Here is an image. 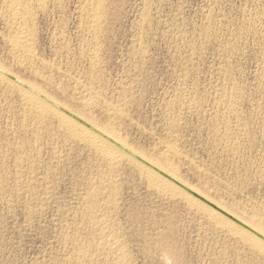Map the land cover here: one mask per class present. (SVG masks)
I'll return each mask as SVG.
<instances>
[{"label":"rangeland","instance_id":"374dc122","mask_svg":"<svg viewBox=\"0 0 264 264\" xmlns=\"http://www.w3.org/2000/svg\"><path fill=\"white\" fill-rule=\"evenodd\" d=\"M45 1H33L32 18L18 27L8 0H0V66L45 90L84 130L92 132L93 123L109 128L166 165L179 183L155 171L178 188L173 194L151 187L149 166L138 159L143 169L123 157L112 170L84 141L63 134L54 117L28 115L17 88H29L3 75L0 264H114L118 254L101 251L107 237L121 243L124 264H264V253L244 240L264 238L242 224L247 218L264 225V0H104L96 36L86 14L90 0ZM18 28L33 33L30 51L11 47ZM83 245L95 254L90 247L84 254Z\"/></svg>","mask_w":264,"mask_h":264},{"label":"bare ground","instance_id":"6f19581e","mask_svg":"<svg viewBox=\"0 0 264 264\" xmlns=\"http://www.w3.org/2000/svg\"><path fill=\"white\" fill-rule=\"evenodd\" d=\"M32 1V0H31ZM33 1H35L36 3H41L42 2V0H33ZM33 1H32V3H33ZM55 1V0H54ZM91 1V6H90V8L88 9V12L86 13L87 14V17H88V21H89V30H90V32L92 33V35H94V36H96V35H99L100 33H98L99 32V29L101 28L100 26H101V18H102V16H103V8H104V0H90ZM34 2V3H35ZM45 2H47V0L45 1ZM44 2V3H45ZM86 2V1H85ZM106 2V1H105ZM8 4H9V8H8V10L10 9V12H11V22L16 26H18V25H23L26 21H27V19L31 16V12H30V5L32 4H30L29 5V3H28V0H8V2H7ZM48 3H50V2H48ZM8 4H5V6L6 5H8ZM86 4V6H87V3H85ZM33 6V5H32ZM31 6V7H32ZM34 6L36 7V5L34 4ZM44 6V5H43ZM46 6V5H45ZM48 6V5H47ZM107 6V5H106ZM39 7V6H38ZM38 7H37V11H38ZM85 7V6H84ZM87 7H89V6H87ZM7 8V7H6ZM35 9V8H34ZM41 9H43V8H41ZM45 9V8H44ZM82 9H84V8H82ZM81 9V10H82ZM87 9V8H86ZM39 10H40V8H39ZM5 11H6V9H5ZM34 12H35V10H33ZM32 11V12H33ZM36 11V12H37ZM41 11V10H40ZM85 11V10H84ZM83 11V12H84ZM35 12V13H36ZM42 12H44V11H42ZM83 12H81V13H83ZM104 12H106V10L104 11ZM8 13V12H7ZM35 13H32V14H35ZM80 14V13H79ZM105 14V13H104ZM5 15H6V13H5ZM36 15H37V13H36ZM36 15L34 16L33 15V19H34V17H36ZM83 15V14H82ZM7 16V15H6ZM5 16V17H6ZM8 17H9V15H8ZM8 17H6V18H4V19H7ZM83 17H85V16H83ZM30 18H32V16L30 17ZM29 20V19H28ZM5 21H7V20H5ZM4 21V22H5ZM9 21H10V19H9ZM32 21V20H31ZM88 21H87V23H88ZM7 23V22H6ZM31 24V23H30ZM103 24V23H102ZM13 25V26H14ZM26 25H27V23H26ZM29 25V24H28ZM6 26H8V25H6ZM9 27L11 28V25L9 24ZM19 27V26H18ZM23 27V26H22ZM29 27V26H28ZM9 28V29H10ZM25 28V27H24ZM24 28H18L19 29V31L18 32H16V31H14V33L16 32V34H15V37H14V39L12 38V36H10L11 38V40L13 39V41H12V46L11 47H13V49L14 50H17V52L19 51V50H25V51H30L28 48L30 47V45H29V43L31 44L32 42H30L31 41V38H30V34H32L33 35V33L32 32H30V34H29V32L28 31H30L27 27V30H25ZM88 28V27H87ZM13 29V28H12ZM33 29V28H32ZM8 30V29H7ZM15 30V29H14ZM88 30V29H87ZM8 31H10V30H8ZM13 31V30H12ZM11 31V32H12ZM100 31H102V30H100ZM10 33V32H9ZM12 35H13V33H11ZM10 34V35H11ZM92 35H90V36H92ZM101 35V34H100ZM93 37V36H92ZM96 39V38H95ZM92 42V41H91ZM28 45H29V47H28ZM99 45V44H98ZM32 47V46H31ZM86 47V46H85ZM90 47H92V46H90ZM92 48H95V46L94 47H92ZM67 49V48H66ZM65 50V49H64ZM68 50V49H67ZM91 50V49H90ZM93 50V49H92ZM94 51V50H93ZM21 52V51H20ZM20 52L18 53V54H20ZM32 53H33V51H31ZM92 52V51H91ZM12 53V52H11ZM15 53V52H14ZM22 53V52H21ZM29 53V52H28ZM97 53V52H96ZM23 54V53H22ZM22 54H21V56H22ZM27 54V53H26ZM25 54V55H26ZM30 54V53H29ZM17 55V54H16ZM31 55V54H30ZM13 56V55H12ZM24 56V55H23ZM32 56V55H31ZM91 56V55H90ZM13 57H15V56H13ZM18 57V56H17ZM20 57V56H19ZM36 57V56H35ZM88 57V56H87ZM94 57V56H93ZM27 58V57H26ZM25 58V59H26ZM32 58V57H31ZM91 58V57H90ZM17 59V58H16ZM25 59H24V61H25ZM30 59V58H29ZM33 59V58H32ZM31 59V60H32ZM34 59H36V58H34ZM95 59V58H94ZM18 60V59H17ZM19 60H20V58H19ZM23 60V59H22ZM88 60V59H87ZM92 60V59H91ZM96 60V59H95ZM27 61V60H26ZM25 61V62H26ZM34 61V60H33ZM38 61V60H37ZM17 62V61H16ZM23 62V61H22ZM39 62V61H38ZM94 62V61H93ZM96 62V61H95ZM24 63V62H23ZM29 63V62H28ZM31 63V62H30ZM35 63H37V62H35ZM98 63H99V61H98ZM33 64V63H32ZM25 65V64H24ZM26 65H30V64H27V62H26ZM34 65H36V64H34ZM41 66V65H40ZM92 66V65H91ZM3 67V66H2ZM1 66H0V78L1 79H3V80H6V76L8 77H13L12 75H11V73H9L8 71H7V69H5V68H2ZM46 67V66H45ZM29 68V67H28ZM27 70V69H26ZM29 70V69H28ZM30 71V70H29ZM48 71V70H47ZM3 75H6V76H3ZM32 75V74H31ZM91 75V74H90ZM39 77V76H38ZM89 77V76H88ZM16 81H18L20 84H22L23 86L25 85L27 88H29L28 90H25L24 89V87H23V89H19V88H17V87H15V88H17L18 89V92L20 93V95H21V97L23 98V100L25 101V110H26V112L28 113V115H31L32 117H34L35 119H39V120H42L46 115H49V116H52V117H54L56 120H57V122H58V125H59V128L63 131V134L66 132V134L69 136V137H71V138H73V139H79L80 141L82 140V141H84L87 145L86 146H89L88 148H90V149H92L94 152H95V155H97L96 157H100V159L101 160H103L102 161V163L105 161L107 164H108V167H110L111 169L113 168V167H115L116 166V168H117V165H116V163L118 162V160H120L121 158H123V157H125V158H127L128 159V161H130V162H132V164H134L136 167H138V168H141V169H143L144 167V165L142 166L141 164H140V162H137L136 160L138 159L139 161H141V162H143V163H145V166L147 165V166H149V168H147L146 167V169H145V172H146V177H147V180H148V183H149V185L151 186V187H153V188H156V189H158V190H160V191H168V192H172L173 194L177 191V188H178V186L176 187L175 185H173L172 183H168V179L165 181V179H163L161 176H159L155 171H157L158 173H161V174H164V175H167V176H169V178H171V179H173L174 181H176V183L178 182V177H177V173L175 174V172H173L172 170H169L167 167H166V165H163V164H161V163H158V162H155V161H152L151 159H148V158H146L145 156H143V155H141V154H139L137 151H134L133 150V148L131 149L130 147H128L127 145H125L124 143L125 142H122L121 141V139L119 138V137H117L116 136V134H114V132H112V130H110L109 128L107 129L106 127L105 128H103V127H100V126H98V125H96V124H94L93 123V127H92V129H93V131L92 132H88V131H86V130H84L83 128H82V126L80 127V125H78L77 124V122H75L70 116H68L67 114H70V115H72L73 117H75L76 118V114H74L73 112H71L69 109H67L65 106H63V105H61V104H59V102L57 103V102H55L54 100H53V98L51 97H49V96H47V95H45V90L44 91H42L39 87H37V86H35L34 84H31V83H25V82H23L22 80H19V79H17V78H15V77H13ZM21 78V77H20ZM47 78H49V77H47ZM47 78H46V80H47ZM91 78H92V76H91ZM90 79V78H89ZM50 80V79H49ZM49 80H48V82H49ZM52 80V79H51ZM25 81H27V80H25ZM47 82V84H49ZM5 85V84H4ZM17 85V84H16ZM46 85V84H45ZM1 86V85H0ZM7 86H9V85H7ZM5 87H6V85H5ZM21 87V86H20ZM1 88H3L2 86H1ZM0 88V89H1ZM13 88V87H12ZM42 88V87H41ZM46 88V87H45ZM5 89V88H4ZM6 89H8V88H6ZM93 90V89H92ZM226 90V89H225ZM7 91V90H6ZM60 91V90H59ZM64 91V90H63ZM66 91V90H65ZM83 91V90H82ZM52 93V92H51ZM82 93V92H81ZM88 93V92H87ZM236 93H238V92H236ZM14 94H16V93H14ZM53 94H54V92H53ZM92 94V93H91ZM223 94V93H222ZM36 95V96H35ZM81 95V94H80ZM96 95V94H95ZM237 95V94H236ZM20 97V98H21ZM60 97V96H59ZM81 97V96H80ZM92 97V96H91ZM97 98V97H96ZM226 98V97H225ZM45 101H44V100ZM84 99V98H83ZM92 99V98H91ZM91 99H89V100H87V101H90ZM232 99V98H231ZM19 100V99H18ZM56 100V99H55ZM58 100V99H57ZM226 100V99H225ZM229 100V99H228ZM236 100V99H235ZM234 100V101H235ZM22 101V100H21ZM46 101H49L50 103H52V104H54L55 106H57L58 108H59V110L58 109H56V108H53L52 106H50L49 104L50 103H46ZM230 101V100H229ZM233 102V101H232ZM83 103V102H82ZM90 103H91V101H90ZM98 103V102H97ZM224 103V102H223ZM229 103V102H228ZM231 103V102H230ZM65 104V103H64ZM95 104V103H94ZM221 104V103H220ZM21 105V104H20ZM88 105V104H87ZM191 105V104H190ZM225 105V104H224ZM228 105V104H227ZM22 106H23V103H22ZM97 106V105H96ZM229 106V105H228ZM83 107V106H82ZM116 107V106H115ZM227 107V106H226ZM81 108V107H80ZM87 109V108H86ZM90 109V108H89ZM92 111V110H91ZM63 112V113H62ZM231 112V111H230ZM21 113V112H20ZM66 115H65V114ZM24 114V113H23ZM223 115V114H222ZM24 116V115H23ZM49 116H47V117H49ZM31 117V118H32ZM82 117V116H81ZM31 118H30V120H31ZM46 118V117H45ZM44 118V119H45ZM85 118H87V116H85ZM89 118V117H88ZM87 118V119H88ZM112 118V117H111ZM226 118H227V116H226ZM23 119V118H22ZM21 119V120H22ZM34 119V120H35ZM47 120L49 119V118H46ZM51 119V118H50ZM82 119V118H81ZM55 120V121H56ZM90 120H91V118H90ZM94 120V119H93ZM23 121V120H22ZM25 121V120H24ZM27 121H29V120H27V117H26V122ZM32 121H33V119H32ZM43 121V120H42ZM50 121H52L53 123L55 122L53 119L52 120H50ZM39 122V121H38ZM46 122H48V121H46ZM85 122V121H84ZM88 122V121H87ZM92 122V121H91ZM90 122V123H91ZM116 122V121H115ZM23 123H25V122H23ZM29 123L30 122H28V125H29ZM40 123H42L43 124V126H42V124L40 125L41 127H46L47 126V123H46V125L44 126V123L43 122H40ZM51 123V122H50ZM56 123V122H55ZM54 123V124H55ZM118 123V122H117ZM18 124V123H17ZM22 124V123H21ZM26 124V123H25ZM24 125V124H23ZM32 125H34V124H32ZM49 125V124H48ZM106 125V124H105ZM116 125V124H115ZM25 126V125H24ZM35 126H37V125H35ZM34 126V127H35ZM54 126V125H53ZM18 127V126H17ZM28 127V126H27ZM26 127V128H27ZM39 127V126H38ZM47 127H49V129H50V125L49 126H47ZM46 127V129H48ZM84 127V126H83ZM114 127H116V126H114ZM113 126H112V128H114ZM20 128V127H19ZM26 128H22V130H25ZM32 128H33V126H32ZM36 128V127H35ZM111 128V129H112ZM117 128V127H116ZM21 129V128H20ZM37 129V128H36ZM40 129V128H39ZM39 129H37L36 131H37V133H39L38 132V130ZM42 129V128H41ZM45 129V128H44ZM57 129H58V127H57ZM43 130V129H42ZM17 131V130H16ZM20 131V130H19ZM32 131H34V129L32 130ZM43 131H45V130H43ZM47 131V130H46ZM49 131V130H48ZM47 131V132H48ZM50 131H55V133H57L58 131H56V130H51L50 129ZM62 131H59V132H61L62 133ZM23 132V131H22ZM21 132V133H22ZM47 132H45L46 134H47ZM16 133V132H15ZM20 133V132H19ZM36 133V134H37ZM42 133V132H41ZM45 133H42V134H45ZM49 134H50V132H48ZM54 132H53V134H55ZM60 133V134H61ZM26 134V133H25ZM24 133H23V135H25ZM32 134H33V132H32ZM65 134V135H66ZM22 135V136H23ZM27 135V134H26ZM25 135V136H26ZM38 136H39V134H37ZM36 135V136H37ZM48 135V134H47ZM97 135H101L100 137H105V138H109V139H111L115 144H117V145H119V147H121L122 149H124V150H117L115 147L116 146H111L110 144L112 143H110V144H108L106 141H104V140H102V139H100V137H98ZM33 136V135H32ZM44 136V135H43ZM62 136V135H61ZM55 137H56V134H55ZM59 137H60V135H59ZM35 138V137H34ZM38 138H40V136L38 137ZM41 139V138H40ZM104 139V138H103ZM31 140V139H30ZM36 139H34V141H35ZM38 140V139H37ZM238 140V139H237ZM28 141V140H27ZM39 141H41V140H39ZM48 141V140H47ZM109 141V140H108ZM32 142V141H31ZM78 142V141H77ZM28 143V142H27ZM26 143V144H27ZM39 143V142H38ZM85 143H84V145H85ZM231 143V142H230ZM17 144V143H16ZM23 144V143H22ZM32 144H33V142H32ZM74 144H76V143H74ZM78 144H79V142H78ZM233 144V143H232ZM83 145V146H84ZM114 145V144H113ZM26 146H28V145H26ZM29 146H30V144H29ZM35 146V145H34ZM39 146V145H38ZM169 146V145H168ZM237 148V147H236ZM89 149V150H90ZM170 149V148H169ZM175 149V148H174ZM234 149V148H233ZM88 150V149H87ZM15 151V150H14ZM163 151V150H162ZM236 151V150H235ZM176 152V151H175ZM89 153H92V151L90 152L89 151ZM126 153H128V154H126ZM173 153L174 152H172V155H173ZM93 154V153H92ZM177 154V153H176ZM94 155V156H95ZM169 155V154H168ZM171 155V154H170ZM171 155V156H172ZM178 155V154H177ZM153 156V155H152ZM157 158V157H156ZM98 159V158H97ZM96 159V160H97ZM164 159V158H163ZM124 160V159H123ZM155 160H157V159H155ZM172 159H170V161H171ZM125 161V160H124ZM123 161V162H124ZM158 161V160H157ZM101 162V161H100ZM120 162V161H119ZM118 162V163H119ZM159 162H160V160H159ZM172 162V161H171ZM18 163V162H17ZM121 164H122V162H120ZM127 163V162H126ZM162 163H163V160H162ZM17 165V164H16ZM103 165V164H102ZM104 165H105V163H104ZM126 165V164H125ZM119 167H120V164L118 165ZM171 166V165H170ZM172 166H174V165H172ZM104 167H106V166H104ZM131 167V166H130ZM171 168V167H170ZM175 168V167H174ZM108 169V168H107ZM107 169H106V171H107ZM115 169V168H114ZM122 169V168H121ZM120 169V170H121ZM134 169V168H133ZM173 169V168H172ZM176 169V168H175ZM102 170H103V168H102ZM113 170V169H112ZM111 170V171H112ZM116 170V169H115ZM117 170H119V168L117 169ZM103 171H105V170H103ZM135 171H136V169H135ZM108 172H109V170H108ZM108 172H107V174H108ZM104 173V172H103ZM114 173V172H113ZM116 173V172H115ZM115 173H114V175H112L111 173V177L112 176H115ZM118 173V172H117ZM116 173V174H117ZM106 174V172L103 174V175H105ZM119 174V173H118ZM145 174V173H144ZM160 174V175H161ZM137 175V174H136ZM142 176V175H141ZM180 177V176H179ZM102 178V177H101ZM108 178V177H107ZM106 178V179H107ZM167 178V177H166ZM103 179V178H102ZM110 179V178H109ZM180 179V178H179ZM143 180H144V178H143ZM111 181H112V179H111ZM102 182H104V181H102ZM105 182H107V181H105ZM108 182H109V180H108ZM172 182V181H171ZM180 182H181V180H180ZM113 183V182H112ZM145 183V182H144ZM179 183V182H178ZM185 183V182H184ZM102 184V183H101ZM100 184V185H101ZM110 184V183H109ZM109 184H107V185H109ZM114 184V183H113ZM94 185V184H93ZM99 185V184H98ZM105 185V184H104ZM115 185V184H114ZM117 185V184H116ZM182 185V184H181ZM185 185V184H184ZM110 186H112V185H110ZM93 187L94 186H92V191L94 190L93 189ZM96 188H97V186H95ZM98 187H100V186H98ZM102 187H103V185H102ZM109 187V186H108ZM115 188H117L116 186H114ZM106 188V187H105ZM104 188V189H105ZM113 188V187H112ZM186 188V187H185ZM102 189V188H101ZM114 189V188H113ZM89 190H91V189H89ZM100 190V189H99ZM112 190V189H111ZM105 191V190H104ZM109 191V190H108ZM94 192V191H93ZM96 192V191H95ZM113 192V191H112ZM111 192V193H112ZM115 193H116V191H114ZM91 192H89L88 194V196H90V195H92L93 194V196H91V197H93L94 198V196H95V194H97V193H92V194H90ZM98 193L100 194L101 192H99L98 191ZM108 193V192H107ZM109 193H110V191H109ZM110 193V195L112 196V194ZM114 193V194H115ZM153 193H155V192H153ZM159 193V192H158ZM161 193V192H160ZM171 193V194H172ZM182 193H183V191H182ZM181 193V194H182ZM185 193V192H184ZM183 193V194H184ZM180 194V195H181ZM86 195H87V193H86ZM85 195V196H86ZM104 195V194H103ZM103 195H101L100 197H102ZM108 196H109V194H107ZM99 196V195H98ZM157 196V195H156ZM166 196V195H165ZM90 197V198H91ZM97 197V196H96ZM95 197V198H96ZM114 197V196H113ZM187 197V196H186ZM190 197V196H189ZM90 198H89V202H93L92 200L90 201ZM93 198H91V199H93ZM94 198V199H95ZM98 199H99V197H97ZM105 198H107V197H105ZM109 198V197H108ZM112 198V197H111ZM167 198V197H166ZM174 198V197H173ZM93 199V200H94ZM115 199V198H114ZM113 199V200H114ZM161 199V198H160ZM193 199V198H192ZM86 201L88 200V199H85ZM96 200V199H95ZM103 201H104V199H102ZM102 200H101V202H102ZM167 200V199H166ZM191 200V199H190ZM110 201V200H109ZM108 201V202H109ZM112 201V200H111ZM96 202V204L98 203V201L96 200L95 201ZM95 202H93V205H95L94 203ZM99 202H100V200H99ZM170 202V201H169ZM172 202V201H171ZM104 203V202H103ZM107 203V202H106ZM113 203V202H112ZM196 203V202H195ZM89 204V203H88ZM91 204V203H90ZM111 204V203H110ZM200 204V203H199ZM202 204V203H201ZM212 204V203H211ZM85 206H86V204H84ZM92 205V204H91ZM90 205V206H91ZM92 205V206H93ZM107 205V204H106ZM89 206V207H90ZM205 206V205H204ZM87 207V206H86ZM86 207H84V208H86ZM89 207H88V210H89ZM97 207H98V205H97ZM96 207V208H97ZM100 207V206H99ZM105 207V206H104ZM194 207V206H193ZM202 207V206H201ZM207 207V206H206ZM93 209H94V206H93ZM96 210V209H95ZM95 210H94V212H95ZM100 210V209H99ZM193 210V209H192ZM205 210V209H204ZM203 210V211H204ZM212 210V209H211ZM87 211V210H86ZM86 211H84V212H86ZM209 211V210H208ZM207 211V212H208ZM213 211V210H212ZM90 212H92V208H91V211ZM89 212V214H87V213H84V214H87V215H90L91 213ZM195 212V211H194ZM198 212V211H197ZM209 213H210V211H209ZM214 213V212H213ZM93 214V213H92ZM197 214V213H196ZM233 214V213H232ZM210 215H211V213H210ZM92 216H94V214L92 215ZM198 216V215H197ZM218 216H220V215H218ZM89 217V216H88ZM105 217V216H104ZM214 217H215V215H214ZM92 218V217H91ZM90 218V220H92ZM200 218H202V216L200 217ZM213 218V217H212ZM223 218V217H222ZM241 218V217H240ZM239 218V219H240ZM95 219V218H94ZM106 219V218H105ZM221 219V218H220ZM224 219V218H223ZM237 219H238V217H237ZM243 219H245L246 220V222L244 221H242V224L245 226V227H247V228H249V229H251V230H253V231H255L256 233H258L259 235H261V237H263L264 238V229H262L263 227L262 226H264V225H257V221H256V224L255 223H252L253 221H251V222H247L248 220H247V218H243ZM97 220V219H96ZM99 220H101L100 219V217H99ZM206 220V219H205ZM215 220V219H214ZM224 220H226V219H224ZM88 221H89V218H88ZM102 221V220H101ZM203 221V220H202ZM87 222V221H86ZM95 222V221H94ZM94 222H93V225H94ZM97 222V224H98V221H96ZM205 222V221H204ZM211 222V221H210ZM260 222V221H259ZM104 223V222H103ZM102 223V224H103ZM207 223V222H206ZM212 223H213V220H212ZM222 223V222H221ZM228 223V222H227ZM92 225L91 223H88L87 224V226H89L90 227V225ZM96 224V223H95ZM101 224V223H100ZM101 224V225H102ZM228 224H230V223H228ZM96 226V225H95ZM95 226H93V227H95ZM109 226H111V225H109ZM115 226V225H114ZM211 226H213V224L211 225ZM227 226V225H226ZM92 227V226H91ZM90 227V228H91ZM99 227H101L100 225H99ZM105 227H107V226H104V228ZM169 227V226H168ZM89 228V229H90ZM96 228V227H95ZM171 228V227H170ZM214 228V227H213ZM218 228V227H217ZM230 228V227H229ZM92 229V228H91ZM102 229V228H101ZM107 229H108V227H107ZM107 229H106V231H107ZM212 229V228H211ZM219 229V228H218ZM233 229H237V228H234V226H233ZM93 230V229H92ZM99 230H100V228H99ZM110 230V229H109ZM114 230H115V228H114ZM213 230V229H212ZM76 231V230H75ZM104 231V230H103ZM106 231L104 232V233H106ZM169 231V230H168ZM218 231V230H217ZM226 231V230H225ZM242 231V230H241ZM77 232V231H76ZM91 231H89V233H90ZM93 232V231H92ZM99 232V231H98ZM101 232H102V230H101ZM109 232V231H108ZM214 232H215V230H214ZM88 233V232H87ZM88 233V234H89ZM96 233V232H95ZM167 233V232H166ZM226 233H227V231H226ZM235 233V232H234ZM72 234V233H71ZM107 234V233H106ZM109 234V233H108ZM169 234H171V233H169ZM237 234V233H236ZM238 234H239V232H238ZM246 234V233H245ZM73 235H78V233L77 234H73ZM79 235H81L80 233H79ZM87 235V234H86ZM85 235V236H86ZM102 235H103V233H102ZM105 235V234H104ZM103 235V236H104ZM243 235V234H242ZM65 236V235H64ZM69 237H70V235H68ZM89 236H90V234H89ZM89 236L88 237H85V238H89ZM100 236H101V234H100ZM109 236V235H108ZM157 237L159 236V234L158 235H156ZM239 236V235H238ZM244 236V235H243ZM79 237V236H78ZM77 237V238H78ZM82 237H84V236H82ZM92 237H93V239H94V237L95 236H93L92 235ZM97 237H99V236H97ZM97 237H95V238H97ZM113 236H111V238H112ZM157 237H155V238H157ZM228 237H229V235H228ZM232 237V236H231ZM247 237V236H246ZM73 238H74V236H73ZM102 239H103V237H101ZM105 238V237H104ZM109 238L110 237H107V239H108V241H105V242H103V243H101V244H103L102 245V248H101V251L103 250V251H110V253L112 252V251H114L115 253H114V255L115 254H118V257H116V258H118L116 261H115V263L114 264H124L123 262H122V259H124V258H122L121 259V257H124L123 256V254H122V256H120V252H122L121 251V248H119V246H120V242H118V241H116L115 239L114 240H109ZM238 238V237H237ZM70 239H72V238H70ZM79 239H82L81 237L79 238ZM79 239H78V241H79ZM84 239V238H83ZM100 239V238H99ZM158 239V238H157ZM163 239V238H162ZM231 239V238H230ZM242 239V238H241ZM85 240V239H84ZM83 240V241H84ZM103 240H105V239H103ZM234 240V239H233ZM237 240V239H236ZM244 240L256 251V252H259V253H264V243L262 242V241H260V240H258V239H254L253 237L252 238H249V236H248V238H244ZM78 241H76V242H78ZM89 241H91L92 242V240H90L89 239ZM88 241V242H89ZM96 241H97V239H96ZM120 241V240H119ZM158 241V240H157ZM161 241V240H160ZM163 241V240H162ZM235 241V240H234ZM70 242V241H69ZM155 242V241H154ZM153 241H152V243H154ZM166 242V241H165ZM86 243H87V241H86ZM85 243V244H86ZM120 243V244H119ZM155 243H158V242H155ZM162 243V242H161ZM235 243H237L236 241H235ZM239 243V242H238ZM82 244H84V243H82ZM84 244V245H85ZM91 244V243H90ZM98 244H100V243H98ZM149 244V243H148ZM160 244V243H159ZM83 245V246H84ZM89 245V244H88ZM88 245H87V247L86 246H81V249L80 250H82L83 251V253L85 254V252L84 251H86L87 252V250H89L88 248L90 247H88ZM91 245H93V244H91ZM150 245H152V244H150ZM150 245H148V246H150ZM169 245V244H168ZM242 245V244H241ZM244 245V244H243ZM100 246V245H99ZM125 246V245H124ZM101 247V246H100ZM123 247V246H122ZM165 247V246H164ZM163 247V248H164ZM240 247H243V246H240ZM249 247V246H248ZM80 248V247H79ZM95 248V247H94ZM150 249H151V246L149 247ZM168 248V247H167ZM174 249H175V247H174ZM244 249H246L245 247H244ZM90 250H92L91 249V247H90ZM77 251V250H76ZM81 251V252H82ZM93 251V250H92ZM175 251H176V249H175ZM247 251L249 252V249H247ZM251 252H252V250H250ZM78 252V251H77ZM91 252V251H90ZM88 253L89 255L91 254V253ZM97 252V251H96ZM250 252V253H251ZM255 252V253H256ZM99 254H100V252H98ZM108 253V252H107ZM81 254V253H80ZM79 253H78V255H80ZM92 254H95L94 253V251H93V253ZM102 254V256H104L103 254H105V253H101ZM177 254V253H176ZM75 255V254H74ZM81 255H83V254H81ZM80 255V256H81ZM88 255V256H89ZM97 255V254H96ZM108 255V254H107ZM124 255H126V254H124ZM77 256V255H76ZM87 256V255H86ZM91 256V255H90ZM89 256V257H90ZM95 256V255H94ZM177 256V255H176ZM252 256V255H251ZM254 256V255H253ZM73 257H75V256H73ZM79 257V256H78ZM93 257V256H92ZM91 257V258H92ZM109 257H111V256H109ZM259 257V256H258ZM261 257V256H260ZM259 257V258H260ZM263 257V256H262ZM79 258H81V257H79ZM112 258H114V256L112 257ZM126 258V257H125ZM179 258V257H178ZM76 259V258H75ZM86 259V258H85ZM105 259V258H104ZM110 260H112L111 258H109ZM115 259V258H114ZM128 259V258H127ZM126 259V260H127ZM74 259H72V261H73ZM78 260V259H77ZM88 260V259H87ZM107 261H108V259H106ZM263 260V259H262ZM92 261V260H91ZM105 261V260H104ZM114 260H112V262H113ZM168 261V260H167ZM170 261H171V259H170ZM174 261V260H173ZM84 262V261H83ZM111 262V261H110ZM127 262V261H126ZM264 262V261H263ZM82 263V262H81ZM106 263V262H105ZM109 263V262H108ZM65 264V263H64ZM67 264V263H66ZM73 264V263H72ZM75 264V263H74ZM77 264H79L78 262H77ZM85 264V263H84ZM113 264V263H112ZM126 264H128V263H126Z\"/></svg>","mask_w":264,"mask_h":264},{"label":"water","instance_id":"95a60500","mask_svg":"<svg viewBox=\"0 0 264 264\" xmlns=\"http://www.w3.org/2000/svg\"><path fill=\"white\" fill-rule=\"evenodd\" d=\"M67 115L70 116L71 118H73L74 120L79 121L77 118L73 117L72 115H70V114H67Z\"/></svg>","mask_w":264,"mask_h":264}]
</instances>
